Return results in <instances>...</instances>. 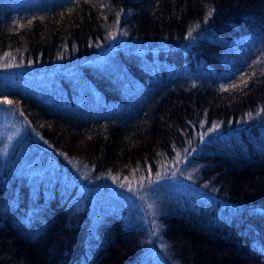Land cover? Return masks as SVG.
<instances>
[{"label": "trees", "instance_id": "1", "mask_svg": "<svg viewBox=\"0 0 264 264\" xmlns=\"http://www.w3.org/2000/svg\"><path fill=\"white\" fill-rule=\"evenodd\" d=\"M243 37L252 62L233 74L222 45ZM129 47L147 53L125 66L137 100L94 84L88 107L60 79L13 78ZM10 75L0 103L56 166L0 160V264H264V0H0ZM173 167L184 187L149 212L130 192Z\"/></svg>", "mask_w": 264, "mask_h": 264}, {"label": "rangeland", "instance_id": "2", "mask_svg": "<svg viewBox=\"0 0 264 264\" xmlns=\"http://www.w3.org/2000/svg\"><path fill=\"white\" fill-rule=\"evenodd\" d=\"M43 8L44 7H42L41 10L36 8L35 11L41 12ZM248 41V38L243 37L242 39L231 41L226 46L222 45L225 60H227L225 66L229 72L237 74L240 68L245 69V67H248L249 63L252 62L247 59L249 57H247V55L250 54L248 53L250 51L248 46L251 45ZM105 52L106 53L97 60H87L85 63L72 60L70 62L71 64H65V67L62 68L58 66L53 70L36 71L34 68L28 67L27 69V66H23V70L15 73L16 75H14L15 77L13 76V78L22 82L23 86L33 84L36 80L39 82L60 79V82L69 85L68 89L74 91L78 89L80 91L77 97H87L88 101L83 98L76 99V101H74L75 104L87 103L88 107L89 104L93 105L97 103L96 101H98L99 98H102V102L105 101L97 88L94 87V84H99L104 90L109 93H114L118 97L125 98L129 101L137 100L139 97V86H137L138 84L135 82V79H133V75H131V72H129L125 66H129V68L139 67V60L147 56L146 50L129 47L108 49ZM254 52H256V50H254ZM98 62H101V64L97 65ZM83 70L93 71L85 74ZM11 77L12 75H10L9 78L5 77L0 80V89L6 85L10 87L13 86L11 82L7 81ZM93 108L98 109L96 106H93ZM94 109H92V112L95 113ZM15 145H18L19 157L13 149ZM9 151L16 157L15 162L25 169L27 167L30 169L34 167L37 170H51L52 167L56 166L51 151L49 149L47 150L45 146L39 142L37 134L33 133L29 125L22 121L21 116L13 112L8 103L3 102V104L0 103V160L5 159V154ZM21 155H23V157ZM69 165V172L73 175L87 180L90 178L85 174L82 168H79L71 162ZM179 171L180 169L170 172L160 177V179L146 184L144 187H135L133 188L134 191L130 193H132V196H139V200L143 202L142 204L145 205L150 212L153 204L151 201L153 202L156 192L158 194L160 190L164 189H167V192H174L177 190V192H179L182 190L180 188L184 186L177 181L179 179V176H177ZM151 215H153V213H151Z\"/></svg>", "mask_w": 264, "mask_h": 264}, {"label": "snow or ice", "instance_id": "3", "mask_svg": "<svg viewBox=\"0 0 264 264\" xmlns=\"http://www.w3.org/2000/svg\"><path fill=\"white\" fill-rule=\"evenodd\" d=\"M208 15L210 16V15H211V12H209ZM233 87H235V85H233ZM4 103H8V104H10L11 101H7V100H5ZM214 127H218V125H215Z\"/></svg>", "mask_w": 264, "mask_h": 264}]
</instances>
